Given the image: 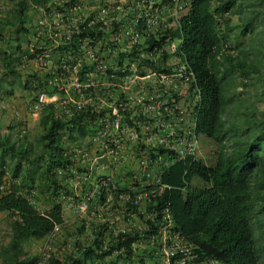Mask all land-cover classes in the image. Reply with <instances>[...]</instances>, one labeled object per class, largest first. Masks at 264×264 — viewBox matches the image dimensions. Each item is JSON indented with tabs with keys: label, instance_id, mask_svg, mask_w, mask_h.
<instances>
[{
	"label": "trees",
	"instance_id": "1",
	"mask_svg": "<svg viewBox=\"0 0 264 264\" xmlns=\"http://www.w3.org/2000/svg\"><path fill=\"white\" fill-rule=\"evenodd\" d=\"M55 1L18 0L13 16L0 18V38L9 47L0 54L3 75L12 73L31 94L32 108L41 92L56 95L41 103L37 142L12 125L0 133V212L10 216L12 229L1 247L0 264L157 263L146 239L165 208L173 228L192 244L196 264H264V114L258 115L253 105L245 110L243 125L225 118L236 69L245 85L255 74L264 95V0ZM29 5L48 13L51 21L27 26ZM242 7L247 13L240 35L260 25L252 55L248 45L238 54L228 45L233 26L227 15ZM53 15H60L57 21ZM6 25L15 32L11 38L3 33ZM28 35L32 44L23 46ZM172 54L185 62L193 77L190 90L198 93L199 152L166 157L159 170V183L166 185L138 205L131 187L141 183L126 160L138 156L141 143H133L126 129L139 131L138 121L146 116L124 85L133 74L170 75ZM32 60L36 65L22 70ZM100 60L107 63L104 70L98 68ZM5 89L11 92L13 79ZM94 139L110 149L123 144L119 168L108 156L92 164V156L101 151L93 148ZM87 196L88 208L81 212L77 205ZM121 207L137 213L146 227L116 231L108 214ZM65 219L55 243L61 253L45 257L24 248L26 241L45 238Z\"/></svg>",
	"mask_w": 264,
	"mask_h": 264
},
{
	"label": "built area",
	"instance_id": "2",
	"mask_svg": "<svg viewBox=\"0 0 264 264\" xmlns=\"http://www.w3.org/2000/svg\"><path fill=\"white\" fill-rule=\"evenodd\" d=\"M133 38H136V33L133 34ZM170 50L171 52L176 50L175 42L170 44ZM106 67L105 61L98 62L99 69L104 70ZM148 75L151 77L150 84L145 86L139 94L130 95L131 100L141 106V111L146 118L138 121L139 131L132 127L126 129L132 140L137 139L141 143L137 156L139 167L132 174L141 184L131 187L132 202L138 205L155 196L166 185L159 183V170L162 162H167L168 156H195L199 152V139L196 132L197 109L195 108L198 93L196 89L190 90V81L193 77L187 71L185 62H175L173 73L170 75L163 72L149 73ZM140 78L143 79V77ZM190 94H193L195 100L190 97ZM46 97V93L41 92L33 104V110H38L41 103L47 99ZM183 98L186 102L181 101ZM118 126L119 120L116 119L114 127L117 129ZM120 148H123V144L112 149L111 158L113 160L121 156ZM161 148L168 151L167 155L158 150ZM152 149H155L154 158L149 155ZM155 166H158L159 169L156 170ZM97 190L98 185L95 186L93 192L95 193ZM119 196L121 198L128 197L126 193H121ZM89 198L90 196H87L78 203L77 206L81 212L87 210ZM111 198L112 193L109 192L103 208L108 209ZM146 217L153 220L154 214L147 212ZM108 219L110 224L117 225L116 231L125 232L132 228L142 230L146 227V223L137 213L125 212L122 207L110 212ZM153 222L154 229H151L146 241L151 242L157 263L150 264H196L193 260L195 255L193 246L173 228L168 208L162 211L161 218L154 219ZM62 227L63 222L54 225L46 235L44 243L46 247L54 243ZM132 246H137V241L133 242Z\"/></svg>",
	"mask_w": 264,
	"mask_h": 264
},
{
	"label": "rangeland",
	"instance_id": "3",
	"mask_svg": "<svg viewBox=\"0 0 264 264\" xmlns=\"http://www.w3.org/2000/svg\"><path fill=\"white\" fill-rule=\"evenodd\" d=\"M17 1L18 0H0L1 20L7 17L9 18V16H13ZM240 1L241 0H238L237 2L240 3ZM62 2V0H56L53 4H60ZM242 8H244L242 9L244 11H239L238 9L232 8L231 12H229L227 15L229 17L231 26H233V31L229 35L228 45L233 47L232 49H234V54L240 53L241 46L248 45L247 48L250 51V55H252L253 50L251 48V43L254 41H257V43L259 42V37L261 34L258 33V29L260 25H258L256 29L252 31L248 28L245 35H240V25H242L241 23L243 18L245 19V15L247 13L246 7ZM77 9L78 7L73 8L74 11ZM41 11L42 9L29 5L26 11L28 15L26 19V25L29 27L36 24L45 25L47 22L51 21L50 15L48 13L41 14ZM59 16L60 15H53L52 19L57 21ZM71 21L75 22V16ZM9 27L10 25L8 27L7 25L4 27L3 33L5 38H8V36L11 38L15 33L12 29L9 31ZM28 37L29 39L22 40L23 46L28 44L27 41L31 42L33 40L30 35H28ZM0 41H3V39L0 38ZM31 44L29 43L30 46ZM231 47L229 48L231 49ZM8 49L9 47H7V50ZM169 59L171 62H177L175 61L176 57L173 54ZM35 65V60L28 62L26 61L22 70L28 69L32 66L34 67ZM3 71L4 68L2 67L0 59V81L2 84L0 87V133L3 134L10 131V128L7 125H12L14 126V131L22 132L24 130L23 132L26 133L31 140L37 142V136L41 129L38 125L37 119H35L34 115L31 113L33 109L31 107V94L27 90H23L21 88V86L16 82V77H14L12 73H8L10 74V78L13 77V94L7 95L6 91L4 90H6L5 88H8L10 80L9 77H5V75H3ZM242 76L243 75L240 69H236V84L231 88L230 91L233 94V99L229 104L227 112L225 113V118H227L229 121L233 120L238 125H243L244 112L246 109L252 108L253 105L257 107L258 115L264 114V95L260 87L261 81L255 77V74H251L248 77L247 85H245L242 83ZM150 78L151 77L148 74L147 76L143 77V79L133 74L126 78L124 89L128 91L130 95L135 96L136 94L142 92V89L145 86L147 87V85L150 84ZM191 95L190 97L194 98L193 94ZM181 101L186 102L185 98H183ZM23 123H25L24 126ZM132 142L134 143L135 141L132 140ZM124 152H126L125 148ZM120 160L121 156L114 160L118 168L121 164ZM126 162L132 174L139 167V161L137 160V157L130 156ZM155 169L158 170L159 167L155 166ZM67 214H69V212H67ZM11 233L12 229L10 216L7 214V212H0V250L3 245H6L9 242ZM24 248L30 253H42V242L37 240H28L24 243Z\"/></svg>",
	"mask_w": 264,
	"mask_h": 264
},
{
	"label": "crops",
	"instance_id": "4",
	"mask_svg": "<svg viewBox=\"0 0 264 264\" xmlns=\"http://www.w3.org/2000/svg\"><path fill=\"white\" fill-rule=\"evenodd\" d=\"M7 1V0H6ZM13 43V42H12ZM7 43H5V41H4V39H3V41H0V54H1V52H2V50L3 49H7ZM12 50H13V44H12V46L10 47ZM1 59V58H0ZM2 63V62H1ZM5 77H9V80H11V79H13V77L12 78H10V74H6L5 75ZM1 87V86H0ZM5 91V90H4ZM13 89L11 90V92H6V94L7 95H12L13 93ZM46 100L45 101H49V100H55L56 99V95H52V96H48L47 94H46ZM39 112V109L38 110H33L32 109V115H34V117H35V119H37L38 120V113ZM8 127H9V125H7ZM95 141H94V145H93V148H99V149H101V151H99V152H97L96 154H94V156H92V164H94L96 161H97V159H99V158H102V157H104V156H108V157H110L111 158V151H112V149H110L108 146H107V144H102V146H100V144L98 143V140L97 139H94ZM122 146V145H121ZM112 159V158H111ZM65 222H66V219H65V221L63 222V225L65 224ZM46 238V237H45ZM45 238H43V239H41V240H37V241H41L42 242V254L46 257V256H48L51 252H55V253H61L62 251H63V249L62 248H56V246H55V243H56V240L54 241V243H52V245H50L49 247H46L45 246ZM45 249H47V250H45Z\"/></svg>",
	"mask_w": 264,
	"mask_h": 264
}]
</instances>
